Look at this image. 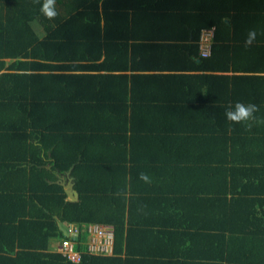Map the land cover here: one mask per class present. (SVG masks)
I'll return each instance as SVG.
<instances>
[{
    "label": "trees",
    "instance_id": "obj_1",
    "mask_svg": "<svg viewBox=\"0 0 264 264\" xmlns=\"http://www.w3.org/2000/svg\"><path fill=\"white\" fill-rule=\"evenodd\" d=\"M151 6H162L163 12L150 16ZM109 8L122 14L126 26L118 54L87 64L88 57L97 61L109 52L110 40L117 38L103 32ZM56 9L58 15L46 19L36 0H0V163L5 164L0 192L15 210L11 230L5 233L0 226L5 244L0 256L6 260L14 253L12 264H139L153 256L163 264H194L189 255L198 253L207 259L201 264H264V187L252 182L264 179V169H244L242 180L248 183L233 173L237 163H248L242 158L247 147L250 156L264 149V102H252L258 107L255 119L241 123L212 119L224 107L201 108L210 115L202 122L225 127L218 149L203 147L205 166L199 173L190 167L184 145L197 138L184 117L186 104L169 95L165 79L157 82L160 76L128 72L140 69L129 65L134 55H129V42L137 39L133 32L154 23L158 29L185 31L172 32L171 41H179L172 47L195 55L201 54L202 31L212 28L210 54L200 55L201 66L221 52L250 48L256 50L254 69L264 74V0H56ZM249 30L257 37L245 46ZM96 67L106 72L87 71ZM178 78L171 81L174 88L180 86ZM253 79L264 81V75ZM161 112L172 116L173 125L159 120ZM72 166L77 201H70L56 182V172ZM140 173L149 177L147 182ZM203 173L219 186L205 182ZM58 219L82 229L79 262L50 250L51 240L68 239ZM96 223L115 228L111 254H90L81 244L83 226ZM148 226L176 227L189 247L174 252V244L154 246L165 233L154 229L157 240L148 244L151 248L138 249L139 235L149 232L143 229Z\"/></svg>",
    "mask_w": 264,
    "mask_h": 264
},
{
    "label": "crops",
    "instance_id": "obj_2",
    "mask_svg": "<svg viewBox=\"0 0 264 264\" xmlns=\"http://www.w3.org/2000/svg\"><path fill=\"white\" fill-rule=\"evenodd\" d=\"M149 8L154 11V12L152 11L153 13L150 16L152 15L156 16V14L159 15L160 13L163 12L161 10L162 6H157V7L151 6ZM99 10L103 11L101 4ZM116 10L117 9L115 8H109L108 15L111 19L108 20L107 23L105 19H103L101 23L103 26V32L107 31V33H109V35L112 36L117 35V38L110 40L108 45L109 52L104 51L102 57L97 61H94L93 58L88 57V59L86 60L87 64L91 62L92 63L95 62L96 64H101L104 63L105 59L110 57L114 58L116 54H118L117 45L119 44V42H122L121 40L125 35L126 26L123 23V19L121 16L122 14ZM148 16L149 14L147 15V17ZM138 25L140 26V24ZM137 26L131 24V27L136 28ZM41 28L43 32H40L39 35L44 36L45 30L42 26ZM172 32L167 29H160V28L158 29L157 25H155L154 23L148 26L147 29L144 31H139L137 33L133 32L134 35H137V39L130 40L129 42L131 44L130 45L131 48L129 49V55L132 53L134 54L133 57L130 58L131 60L129 65L130 64L138 65L140 66V69L139 70L135 69L134 71H128V72L136 73V74H155L160 76V80H157V82H161V84H163L164 83L163 79H165L167 83V91L170 93L169 95L175 101L181 100L186 104L185 110L188 112L184 114V117L188 118L189 125L192 126L190 127L188 125L190 131H192L191 133L194 134L193 136H197V138L194 137L196 139L195 140L190 137L187 143H184V145L187 144L186 145L187 152L190 153L189 160L191 161L190 165H192L190 167L193 168L194 170L198 169L200 173L205 166L203 147L209 146L213 150L218 149L217 147H215V145H220L221 139L224 138L220 130L225 127V126L221 127L222 124H219L217 122L216 123L212 122V125L209 124V122L206 123H204V121L202 122L201 120H208L207 116L210 115L209 114L205 115V111L201 108L204 107L210 108L215 106L228 108L229 106L234 105L237 101L243 103L264 102V92L257 91V90H264V81L263 80L256 81V79H253V76L264 75V74H260L256 69H254L255 67H258V65L255 64L256 62H253L251 60V56L256 50L250 48H238L239 50L232 49L230 50L229 54L227 53V55L221 52V56L220 57L215 56L211 64L208 63L206 64V66H201L202 62H201L200 52L199 54L195 55L194 52L191 53L186 48L184 49V51H182L172 47V45L179 42V41H171L173 34L175 36L182 35L184 34L185 31L173 32V34ZM118 36H120V39L118 38ZM248 56H250V58H248ZM87 71H89L90 73L106 72L105 69H99L97 67L93 70L90 69ZM55 72L59 73L62 71H55ZM174 76L179 77L178 80L180 81V86H178V88H174L173 85H171V81L173 80ZM225 76H228V78ZM259 83L261 84L262 87L258 88ZM162 92L163 93L158 92L160 93L159 97L164 98V93L166 91H162ZM206 102L211 103L210 106H208ZM164 107L165 106H163V108ZM157 109H159V107L153 108L154 112H156V114H159L160 112H157ZM224 113L225 110L218 109L211 117L212 119H216V120L225 118ZM159 117L163 118V119L159 118L160 121L165 120V123L167 124L169 123L173 125L171 121L168 120L169 117H172L170 114H163L161 112V115H159ZM177 125L179 126V124ZM236 134L238 135L240 133H236ZM207 136L209 140L207 139ZM236 139L238 140V138ZM200 141H203L204 144H201ZM211 142H213V144H211ZM158 146L159 148L161 147L160 145ZM159 148L157 149L160 150ZM260 152H264V149L261 148L259 150H256L255 153L252 156H250V154L253 152L249 147H247L246 150L242 153V158L246 157L245 160L248 161V163L247 164L237 163L236 165L238 168L237 171L233 172L234 176L238 175L239 180L248 183L249 182L248 180H242L241 174H243L244 169L245 170L252 169V167H258L260 169L261 168L264 169V156L257 154ZM238 159L236 161H238ZM251 161H255L256 164L251 163ZM1 165H5V164L2 162L0 163V166ZM66 172L64 173H61L59 171L56 172L57 183L61 184L60 182H67L69 180ZM71 176L73 177V181L75 183V178L72 175V172H71ZM203 180L205 182L208 181V183H214L215 187L219 186L216 183V181L213 182L209 178V176L205 180L204 173H203ZM252 182L260 185L261 188L264 187V179L255 180ZM263 194L264 193H260V196H264ZM4 197H6L5 204L2 201V198ZM9 200L10 198L8 197V195L2 196V193L0 192V226L5 230V233L6 232L8 233V230H11L10 227L12 226V223L10 222L12 221L13 213L15 211L12 203H10V205L8 206ZM1 218H5V220L1 221ZM65 223L68 226L73 225L68 222ZM143 229H148L149 232L139 235L138 239L143 244L138 245V249L146 250L148 248H151L150 246H148V244L153 243L157 240V236L154 235L153 233L154 229L165 230V233L162 234V236H160L162 238L160 240L161 244L154 246H161L167 248L169 247V244H174V248H175L174 252H178L179 250L183 252L185 248L189 247L186 240L178 238V236L176 235L175 233L176 230H174L176 229V227L148 226V227H143ZM194 237L197 238L198 236L196 235L193 236V239L191 241L192 245L194 244L193 243ZM188 243H190L189 240ZM2 245L5 244L1 243L0 241V247ZM60 245H61L60 239H53L50 242V250L54 252H60L59 251ZM0 254L2 255L1 252ZM10 256L13 257L14 253H7V255L5 256L7 258L6 260L4 259V257L0 256V262L3 264H12V261L9 259ZM189 256H190L189 262H192L194 264H201L203 262L207 263V259L199 256L198 253L194 256L192 255ZM137 258L142 259V256H137ZM163 258H165V260L169 259V257H163ZM159 261H161L160 257L153 256V257H147L145 259L143 257V261L138 263L157 264ZM158 264H163V263H158Z\"/></svg>",
    "mask_w": 264,
    "mask_h": 264
},
{
    "label": "built area",
    "instance_id": "obj_3",
    "mask_svg": "<svg viewBox=\"0 0 264 264\" xmlns=\"http://www.w3.org/2000/svg\"><path fill=\"white\" fill-rule=\"evenodd\" d=\"M213 40V29H205L201 33L200 49L201 54L209 55L211 44ZM70 235L61 241L59 251L73 262H79L82 257V251L77 249V239L80 233V226L73 224L69 225ZM85 241L81 244L85 245V251L90 254H111L114 247V232L115 228L111 224H89L87 227L83 226Z\"/></svg>",
    "mask_w": 264,
    "mask_h": 264
},
{
    "label": "clouds",
    "instance_id": "obj_4",
    "mask_svg": "<svg viewBox=\"0 0 264 264\" xmlns=\"http://www.w3.org/2000/svg\"><path fill=\"white\" fill-rule=\"evenodd\" d=\"M39 4V12L46 19H53L58 15L56 9V0H36ZM257 37L256 30H249L245 37V46L253 44ZM205 94V93H204ZM258 111V107L254 103H243L237 101L234 105L225 109V118L234 123L249 122L255 119L254 114ZM251 125L249 124V127ZM141 180L148 181L149 177L145 173H140Z\"/></svg>",
    "mask_w": 264,
    "mask_h": 264
},
{
    "label": "water",
    "instance_id": "obj_5",
    "mask_svg": "<svg viewBox=\"0 0 264 264\" xmlns=\"http://www.w3.org/2000/svg\"><path fill=\"white\" fill-rule=\"evenodd\" d=\"M72 169H73V166L66 172L69 180L67 182H60V183L64 186L65 192L69 200L77 201L79 200L80 195H79L78 190H76L75 188V183L73 181V177L71 176ZM58 224H59V228L62 231L63 235L66 237L70 236L71 233H70L69 226L60 219H58Z\"/></svg>",
    "mask_w": 264,
    "mask_h": 264
},
{
    "label": "rangeland",
    "instance_id": "obj_6",
    "mask_svg": "<svg viewBox=\"0 0 264 264\" xmlns=\"http://www.w3.org/2000/svg\"><path fill=\"white\" fill-rule=\"evenodd\" d=\"M34 28L36 29L37 33L39 34L40 32H43L41 29V26L37 21L33 22ZM55 248V247H54Z\"/></svg>",
    "mask_w": 264,
    "mask_h": 264
}]
</instances>
